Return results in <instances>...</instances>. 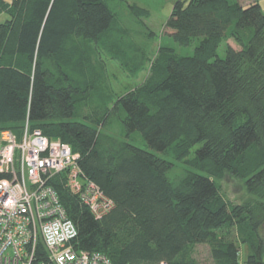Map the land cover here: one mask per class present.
Listing matches in <instances>:
<instances>
[{
    "label": "trees",
    "instance_id": "16d2710c",
    "mask_svg": "<svg viewBox=\"0 0 264 264\" xmlns=\"http://www.w3.org/2000/svg\"><path fill=\"white\" fill-rule=\"evenodd\" d=\"M114 1L120 0H0V132L20 136L28 123L68 145L84 175L113 202L95 219L64 174L49 180L80 250L102 253L111 264H203L192 255L207 245L211 264H240L235 231L247 248L243 264H264L261 6L177 0L165 36L180 47L196 43L192 55L160 47L151 79L115 97L97 86L88 60L97 62L99 49L112 51L135 78L149 57L109 43L112 25L122 30L109 7ZM128 9L136 19L149 16L135 5ZM228 40L239 49L227 44L218 57ZM114 123L118 133L110 131ZM133 133L188 169L170 180L172 163L128 142ZM225 173L243 179L258 201L231 206L218 186Z\"/></svg>",
    "mask_w": 264,
    "mask_h": 264
},
{
    "label": "built area",
    "instance_id": "2783aa9c",
    "mask_svg": "<svg viewBox=\"0 0 264 264\" xmlns=\"http://www.w3.org/2000/svg\"><path fill=\"white\" fill-rule=\"evenodd\" d=\"M78 159L68 145L28 123L20 136L0 132V264H111L102 253L78 248L77 229L49 185L64 174L70 193L95 219L107 215L113 202L84 175Z\"/></svg>",
    "mask_w": 264,
    "mask_h": 264
},
{
    "label": "rangeland",
    "instance_id": "374dc122",
    "mask_svg": "<svg viewBox=\"0 0 264 264\" xmlns=\"http://www.w3.org/2000/svg\"><path fill=\"white\" fill-rule=\"evenodd\" d=\"M6 1L8 3L11 2V0ZM176 1L177 0H120L109 3V7L116 14L117 25L122 29L119 33V31L114 28L115 24L112 25L113 29L110 36L112 41L109 40V43L114 42L131 54H135L136 51L144 52L149 57V60H147L144 68L138 72L136 77L132 78L117 61L111 58L112 51L99 49L100 51L97 52L95 50L99 60L96 62L90 59L88 60V65H90L92 73H94V80L97 86L105 92L104 95L108 94L117 97L137 89L150 80L152 77V63L156 59L160 47L162 46L175 48L176 53L181 56L192 55L196 43H193L189 47H180L165 36V24ZM239 3L246 6L251 3V0H239ZM258 3L264 12V1L259 0ZM128 5H135L148 11V18H142L141 20L136 19L130 14ZM3 14L4 11H0V19H2ZM227 44L236 50L239 49L232 40H228L218 47V57H225V47ZM99 66L103 68L101 70V76L97 69ZM111 129L110 131L113 133H118V127L115 123L112 124ZM127 141L141 149L154 153L160 158L170 161L173 168L168 176L172 181L179 178L180 175L188 169L187 165L183 162L179 163L173 161L169 156L149 149L139 133H133ZM191 156L192 154L189 157ZM218 186L220 194L231 206H244L258 201L256 196L248 193L243 179L236 178L229 173H225L222 179L218 181ZM261 234L264 238V226L262 227ZM231 238L237 241L240 251L239 263L243 264L247 257V248L240 245L235 231L231 232ZM192 258L199 263H212L209 247L207 245L196 246Z\"/></svg>",
    "mask_w": 264,
    "mask_h": 264
}]
</instances>
